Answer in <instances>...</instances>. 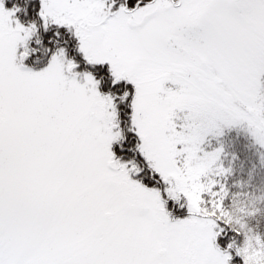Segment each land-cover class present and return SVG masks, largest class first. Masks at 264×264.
<instances>
[{
    "label": "snow or ice",
    "instance_id": "6c2138e0",
    "mask_svg": "<svg viewBox=\"0 0 264 264\" xmlns=\"http://www.w3.org/2000/svg\"><path fill=\"white\" fill-rule=\"evenodd\" d=\"M232 128L264 146V0H0V264H264Z\"/></svg>",
    "mask_w": 264,
    "mask_h": 264
},
{
    "label": "trees",
    "instance_id": "16d2710c",
    "mask_svg": "<svg viewBox=\"0 0 264 264\" xmlns=\"http://www.w3.org/2000/svg\"><path fill=\"white\" fill-rule=\"evenodd\" d=\"M211 144L223 146L222 164L228 172L217 180L225 186L226 212L240 217L264 250V146L243 128L226 130ZM240 242L234 241V247Z\"/></svg>",
    "mask_w": 264,
    "mask_h": 264
},
{
    "label": "rangeland",
    "instance_id": "374dc122",
    "mask_svg": "<svg viewBox=\"0 0 264 264\" xmlns=\"http://www.w3.org/2000/svg\"><path fill=\"white\" fill-rule=\"evenodd\" d=\"M228 214V213H227ZM229 219L232 221L234 229L240 230L244 233L243 239L241 240L238 247L240 249H251V257L257 261L262 256V250L260 248V243L258 236L251 230V228L241 220L240 217L228 214Z\"/></svg>",
    "mask_w": 264,
    "mask_h": 264
}]
</instances>
